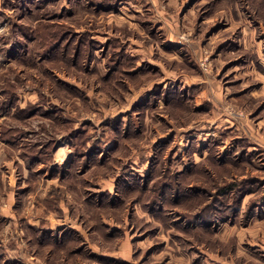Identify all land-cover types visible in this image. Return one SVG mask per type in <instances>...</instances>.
<instances>
[{"label":"rangeland","instance_id":"1","mask_svg":"<svg viewBox=\"0 0 264 264\" xmlns=\"http://www.w3.org/2000/svg\"><path fill=\"white\" fill-rule=\"evenodd\" d=\"M0 264H264V0H0Z\"/></svg>","mask_w":264,"mask_h":264},{"label":"trees","instance_id":"2","mask_svg":"<svg viewBox=\"0 0 264 264\" xmlns=\"http://www.w3.org/2000/svg\"><path fill=\"white\" fill-rule=\"evenodd\" d=\"M115 56H116V57H119V54H115ZM119 122H120V121H118V123H119ZM115 124H116V122H115ZM167 177H168V176H167ZM162 181H163V180H162ZM162 181L157 183L156 188H161L160 184L162 183ZM234 185H235V184L232 183V184L227 185V186H225V187L221 186V189H220V190H221V191H224V192H226V191H227V192H232L233 189H234V188H233ZM237 191H238V190H235V192H237ZM233 192H234V191H233ZM233 192H232V193H233ZM243 193H244V192H243ZM243 193H241L242 196H244V194H245V193H244V194H243ZM235 194H236V193H235ZM246 194H248V193H246ZM242 196H241V197H242ZM144 202H145V201H144Z\"/></svg>","mask_w":264,"mask_h":264},{"label":"crops","instance_id":"3","mask_svg":"<svg viewBox=\"0 0 264 264\" xmlns=\"http://www.w3.org/2000/svg\"><path fill=\"white\" fill-rule=\"evenodd\" d=\"M259 225H262V224H259Z\"/></svg>","mask_w":264,"mask_h":264}]
</instances>
